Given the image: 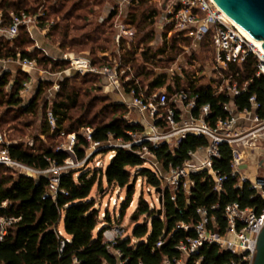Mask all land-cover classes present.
<instances>
[{
  "label": "trees",
  "instance_id": "1",
  "mask_svg": "<svg viewBox=\"0 0 264 264\" xmlns=\"http://www.w3.org/2000/svg\"><path fill=\"white\" fill-rule=\"evenodd\" d=\"M28 1L0 0V12L5 24L11 23L12 11H36L45 6L46 14L49 13L47 0H35V8H30ZM86 1L89 5L90 0ZM152 2L153 0H132L133 8L125 21L137 29L136 34L130 39L122 38L119 49L113 47L116 28L112 23L119 14L118 9L112 11L104 21L87 30H84L87 25L78 22L81 15L74 18L73 9H69L62 19L64 38L61 46L76 47L74 49L85 46L91 50L93 61L100 64L109 58L108 55L101 57L100 53H116L117 49L122 52L123 48L122 61L125 65H131L136 75L142 78L138 84L135 80L129 81L127 91L130 92L132 85L144 87L150 80L152 89L165 86L169 74L157 73L156 66L171 63L173 60L170 56L180 53L182 43L189 42L190 39L177 35L169 39L168 31L173 27V23H169L163 42L154 47L151 42L157 34L156 29L151 26L157 22L160 13L158 7L152 6ZM73 5L76 6V3ZM89 18L86 16V19ZM62 21L51 25V30H59ZM207 37H211V34ZM13 40L17 46L11 45L5 34L0 35V57L10 60L26 56L37 58L39 64L51 72L64 71L71 66L70 60L53 57L43 50L33 53L24 48L27 43L33 42L26 26L21 27ZM88 42H91L90 45ZM256 62L254 57H249L245 62L234 65L231 72H227L226 78H230L231 82L238 81L240 86L244 87L240 94L216 91L212 83L201 81V77L192 72L176 77L177 91L184 89L190 97L196 98L194 114L197 116L200 115L203 105L210 104L211 112L207 120L212 124L229 115L225 103L233 102L240 109L252 108L251 97L255 94L261 103L259 113L263 114L264 75L257 74ZM5 68L0 67V108L4 107L0 112V132L4 131L9 123L12 124L11 127L23 131L25 126L28 128L36 123L40 113L43 114V123L40 126L41 134H34V139L12 137L10 144L0 141V149L7 147L14 158L36 168L45 169L54 162L64 164L68 158L85 160L86 165L63 172L58 193L50 191V173H42L37 177L22 176L16 181L13 168L8 165L0 166V215L5 212L2 202L8 198V212L20 216V219L10 226L6 238L0 242V264H75L76 261L79 264H164L166 258L176 263V259L183 255L179 249L181 241L198 235L196 226L202 220L201 208L207 209L210 217L217 218L222 232H225L228 226L226 209L231 202L238 201L242 207H253L258 212L264 210V197L258 195L253 182L250 179L243 181L240 172L234 173L235 149L230 143L223 142L220 155L214 159V168L225 177L222 189L216 188L215 180L207 170L193 172L191 177L194 183L190 190L181 186L176 190L177 196L174 199L171 187L164 185L161 173L147 164V158L124 147L111 148L106 145L120 138L131 139L133 133L144 131L145 125L129 119L126 116L128 105L114 101L109 93L99 96L91 94V91L96 89L97 81L101 83L103 80L100 73L77 71L75 74L65 75L61 78L60 88L53 99L46 97L45 92L48 87H53L54 80L42 79L37 84L35 94L27 101L22 90L32 79L30 72L24 67L17 70ZM85 84L87 87H84ZM169 87L172 88V85L169 84ZM99 100L108 102L109 111L113 113L108 115V119L92 115ZM50 108L58 116L55 128L47 117ZM29 115V119H24ZM87 126L94 129L92 139L103 144L101 150L107 152L116 149L115 156L106 167L90 165L91 159L95 157L94 154L87 157L91 140L81 133ZM62 131L69 135L78 133L73 151L48 143V138L64 136ZM208 143L209 139L205 135L190 134L183 137L175 147H172L170 142H165L153 148V152L164 168L169 170L173 166H182L191 158V151H197ZM140 178L149 188L164 187L163 213H159L161 204L148 199L143 190L131 215V221L135 224L133 231L120 235L110 247L104 236L106 227H98L105 220L107 226H113L112 218L110 213L106 212L105 220H102L94 194L95 188L97 186V192L101 193L107 181L110 186L127 190V197L122 204L123 215L134 201ZM61 189H66L67 193ZM186 216L194 223L190 229L180 226ZM62 223L65 232L72 238L64 249L61 248L65 238V235L60 233ZM210 223L213 226V222ZM118 251L120 254H117ZM201 255V264H226L232 259L247 264L238 254L223 249L219 243H206ZM199 258L200 256L192 255L187 264H196Z\"/></svg>",
  "mask_w": 264,
  "mask_h": 264
},
{
  "label": "built area",
  "instance_id": "2",
  "mask_svg": "<svg viewBox=\"0 0 264 264\" xmlns=\"http://www.w3.org/2000/svg\"><path fill=\"white\" fill-rule=\"evenodd\" d=\"M33 11L22 9L21 11H12V21L10 24H5L2 13L0 12V35H8L15 37L19 34L21 27L26 26L31 30L34 26H38L44 21L45 9ZM168 23H173L168 33L185 36L193 41L201 40L211 34V42L216 50V66L214 72H218L226 77L227 72L232 71V67L236 64L245 62L249 57H254L257 62L258 75H264V49L259 47L255 41L241 29L228 15L220 8L213 0H178L174 5L167 8ZM169 25V24H168ZM166 24L165 26L168 27ZM136 34L133 27L120 22L118 24L117 41L120 45L122 38H132ZM119 49V47H118ZM121 52V51H120ZM20 55V54H19ZM108 55L102 64L96 63L89 57H77L73 54L66 53L64 59L71 61V68H76L82 73L97 72L102 75L103 87L109 91L129 92L127 85L129 81L135 80L136 84L140 83L134 69L131 65H125L122 61V55L118 58L113 53L101 54L100 56ZM172 59L177 58L176 55L170 56ZM20 63L31 74V81L26 83L22 90L23 93L29 92L34 82H39L42 79H52L54 84L52 88L57 91L60 88L59 77L63 73L51 72L39 64L37 58L18 57L16 60H10L0 57L1 66L7 67L10 62ZM172 70L176 67L171 66ZM216 74V73H215ZM215 78L219 76L214 75ZM233 76V74H231ZM219 82L215 80L212 83L216 91H226L232 95L240 94L243 88L238 81ZM167 86L166 88H164ZM160 88H153L150 91H144L141 85L138 87L132 85L130 94L133 96L131 107L137 108L142 113L149 112L151 118L149 127L137 134L129 140L119 139L116 144L111 141V144H106L111 147H124L135 151L146 158V155L156 154L153 148L159 147L165 142H170L172 147L177 146L181 139L190 134L205 135L209 139V143L200 147L197 151H191V158L186 160L182 166L171 167L162 177H168L175 184L173 198L176 199V190L183 186L190 190L194 183L191 173L207 170L215 180L216 188L222 189L225 177L219 174L214 168V159L220 155V146L223 142H228L233 145L235 153L241 145L255 146L257 139L264 133V113H259L261 103L258 101V96L255 94L251 97L252 108L246 107L240 109L233 102L225 103V109L229 112L227 117H221L215 124L207 120L211 112V105L205 104L201 107L200 115L194 114V108L197 106L196 98L191 99L188 92L184 89L168 93L169 85ZM174 86H172L173 88ZM177 88V86H176ZM171 89V88H170ZM175 97H172L173 95ZM176 96H179L176 97ZM185 105H188L189 115H184ZM48 120L53 128L57 126L58 116L53 109L48 111ZM94 129L87 126L81 130V133L88 136L91 140V146L88 148L87 157H90L95 152L103 147L100 141L92 139ZM65 131H62L64 134ZM134 134V133H133ZM70 141L63 144L59 148L69 149L73 151L76 144L77 132L70 135ZM118 140V141H119ZM0 141L10 144L9 138H4L0 133ZM111 159L116 154V149H112ZM201 154V155H199ZM199 155V156H197ZM85 162V160H84ZM101 164V163H99ZM8 165L15 170V180L18 181L22 176L37 177L42 173L51 174L50 191L58 193L60 191V179L63 172L75 167L72 158H68L64 164L54 162L50 167L42 169L33 167L21 160L14 158L7 147L0 149V166ZM234 173L239 172L234 164ZM243 181L247 178L243 177ZM170 187V185H168ZM253 187L257 190L258 195L264 197V176L257 178L253 182ZM61 191L67 193L66 189ZM123 198V197H122ZM117 202V199L116 201ZM2 208L5 210L0 215V242L3 241L11 225L20 219V216L9 213L10 201L4 199ZM200 213L202 220L197 224L196 228L198 235L190 237L187 241H181L179 249L182 251V257L176 259L174 263L170 258H166L164 264H184L188 263L189 257L192 255L200 256L196 264H201L203 256L201 255L206 243H219L225 249L238 254L243 262L253 264L258 246L259 233L264 228V210L258 212L253 207H242L240 202H231L226 209V217L228 226L225 232H222L215 216L210 217L207 209L201 208ZM213 222V226L211 223ZM107 222H103L98 229H104L105 240L110 243V247L116 242L117 238L122 235V229L119 226H107ZM194 223L186 216L181 222L182 227L190 229ZM60 233L65 235L62 240L61 248L64 249L67 242L71 241L70 235H66L60 227ZM162 242L159 243L161 245ZM117 254H120L118 251ZM75 264H79L76 261ZM226 264H241L239 260L232 259Z\"/></svg>",
  "mask_w": 264,
  "mask_h": 264
},
{
  "label": "rangeland",
  "instance_id": "3",
  "mask_svg": "<svg viewBox=\"0 0 264 264\" xmlns=\"http://www.w3.org/2000/svg\"><path fill=\"white\" fill-rule=\"evenodd\" d=\"M28 2H30L29 3L30 8L31 7L35 8L37 5L35 0H29ZM177 2L178 0H169L166 6H164L165 0H153V2L151 3L153 7L154 6L158 7L159 13H160V15L157 16V22L151 26L154 29H156V34H157L155 36V39L151 42L154 47H158L159 45H161V43L163 42L165 38L166 31L168 28L165 25L169 24L168 18H167V8L170 7L171 5L176 4ZM73 3L74 4L76 3V6H74ZM47 4H48V7L50 6L49 13L48 14L45 13L44 21L42 23H40L38 26H34L31 30H29L33 42L29 44L27 43L24 46V48H26L28 51H31L33 53L37 52L38 50H43L47 54L53 57L63 58L64 54L69 53L77 57L92 58L91 50L89 48H86L85 46L81 45L80 48L78 47L79 49H74L76 47L62 48L61 46V43L64 38L63 37V26H62V24L64 23L62 19H63V15L66 14L69 9H73V12L75 15L74 18H79L78 15H81L80 18L78 19V22L87 25L84 28V30L90 29L94 25L100 23L101 21H104L108 16H110L112 11H114L115 9H118L119 14L118 16L114 18L112 22L114 25V28H116V32H114L116 33V36H115V43L113 44V47H119L122 45V43L119 45L117 41L118 24H120V22L126 24L129 27H133L135 29L134 26H130V24L127 21H125V18L128 16V13L133 8L132 0H90L89 5H88V1L86 0H63V1L47 0ZM41 7H43L44 9L46 8L45 6H41ZM144 7L146 6L144 5ZM40 10L41 8L39 7L36 11L39 12ZM86 16L90 17L89 20L86 19ZM61 21H62L61 28H59V30H56V31L51 30V25H55L56 23H60ZM136 30L137 29H135V31ZM113 31H115V29H113ZM143 32L144 31H141V33ZM177 33L178 32L174 30L173 35H177ZM173 35L168 33V38L170 39L171 37H173ZM177 36L182 37L183 35L182 36L177 35ZM15 38L16 36L11 37V36L6 35V39L10 40V44L17 46L13 40ZM124 39H130V38H124ZM90 43L91 42H88V45H90ZM123 52H124L123 48H122V52H120V50L117 49L116 53L114 52L113 55L118 58V55L120 54L122 55ZM50 53H54V54H50ZM176 56L177 58L175 59L171 58L173 60L171 63L167 62V63L162 64L163 66L162 65L156 66V70H155L157 73L168 72L169 78H168L167 84L168 85L171 84L172 86H174L171 89L170 88L166 89L168 93L178 90L177 89L178 84L176 82V77L178 75L185 76L186 72L195 73L196 76L201 77V81L203 82L209 83L212 81L215 83V80H218L219 82L229 81V79H226V77L222 76L218 72H214L215 66L217 64L216 63V50H215L213 43L211 42V37H206V38H203L201 40H196V41H193L192 39H190L189 42H183L182 51L176 54ZM13 66L14 67H11V69H14V70H17L23 67L21 64H17V65L13 64ZM171 66L176 67V68L172 70ZM5 69H9V66H7ZM68 69L63 71V73L59 77V81L65 75H68L69 73L75 74L78 71L76 68H71V70H68ZM134 72L136 74V71ZM214 75L219 76V78L217 77L215 78ZM137 77L140 81H142L141 76L138 75ZM37 84L38 82H34L31 90L29 92L23 93L25 100L28 101L29 98H31V96L35 94L36 89H37ZM96 84H97L95 86L96 89H93V91H91L92 95L99 96L101 94H105L106 92L109 93L111 95V98L114 101L124 102L128 105L129 108L126 112V116L129 119L143 123L145 125V130L149 127L150 122H152L153 120L151 118V114L149 112H145L146 114H144L139 109L131 107L133 96L132 94H130V92L118 93L115 91H109L105 87H103V80L101 83L97 81ZM150 84H151V80L145 83L144 87L142 86L144 88V91H150L152 89ZM183 84L188 86V84L185 82H183ZM84 87H87L86 84L84 85ZM166 87L167 86H165L164 88ZM52 88L48 87V89L45 92V96L48 97L49 99H53L56 93V91L53 90ZM172 97H175V96L173 95ZM176 97L179 98V96H176ZM191 98L192 97H190L189 99ZM96 105L97 106L94 108L92 115H98V116H102L103 118L108 119L107 118L108 115L113 114L112 112L109 111L108 102L106 100H99L97 101ZM3 108L4 107L0 108V112L2 111ZM189 112L190 111H189L188 105H185L184 115L185 114L189 115ZM30 117L31 115L25 116L24 119L26 118L29 119ZM18 122L19 121H16V123ZM42 123H43V114L40 113L38 117L36 118V123L33 126H30L28 128L25 126L24 130L20 131L16 127H11L12 124L9 123L7 124V126H5L4 131H1L0 133L4 136V138H9L10 140L12 139V137L13 138L28 137V138L34 139V134L36 135L41 134L40 126L42 125ZM141 132L134 133L133 135L135 136ZM118 140H113V143L115 144L116 142L119 143L120 140L119 141ZM69 141H70L69 134H64V136L57 137L56 139L48 138V143L57 145L58 148L62 146L63 144H67ZM108 144L110 145L111 142H109ZM94 155L95 157L91 159V163H90L92 167H96V166L106 167L111 161V151L105 152L103 150H99L95 152ZM146 158L148 160L147 161L148 165L155 167L162 174L167 173V170L164 168L163 164L159 161L157 156L148 154L146 155ZM72 160L76 164L75 167L86 165L84 161H78L75 158H72ZM260 172L261 174H264V166L261 168ZM170 174L168 175V177H164V185L165 186L170 185L171 189L174 191L175 184H173L170 181V177H169ZM241 178L242 180H244L242 174H241ZM256 180L257 178L251 181L255 182ZM143 190L145 191V196L148 199L154 202H158L160 204L159 202L160 193L157 192L155 188H149L147 185H144L142 178H140L137 184L136 193L134 195V201L128 207L127 211L122 215V204L125 198L127 197V190L125 189L120 190V188L110 186L109 183L106 181L105 187L102 189L101 193H98L97 186H96L94 194L97 197V207L100 210V213H101L100 216L102 220H105L104 215L106 214V212H109L112 218L113 226L119 225V227L122 229L121 232L124 233L125 235L128 233H131L135 226V224H133L131 221V215L133 214L137 206L139 197L141 196ZM116 199H117V202H115ZM103 222H101L99 226H101ZM62 226H63V223H62ZM183 262L184 261H182L180 264H184Z\"/></svg>",
  "mask_w": 264,
  "mask_h": 264
},
{
  "label": "water",
  "instance_id": "4",
  "mask_svg": "<svg viewBox=\"0 0 264 264\" xmlns=\"http://www.w3.org/2000/svg\"><path fill=\"white\" fill-rule=\"evenodd\" d=\"M169 0H165L164 6ZM256 40H264V0H217ZM160 193L159 213H163L164 187H156ZM253 264H264V228L258 236L257 254Z\"/></svg>",
  "mask_w": 264,
  "mask_h": 264
},
{
  "label": "crops",
  "instance_id": "5",
  "mask_svg": "<svg viewBox=\"0 0 264 264\" xmlns=\"http://www.w3.org/2000/svg\"><path fill=\"white\" fill-rule=\"evenodd\" d=\"M50 52V51H49ZM54 54V53H50ZM104 54V53H101ZM2 65V63H0ZM13 64H20L15 62L9 63V68L14 67ZM264 133L257 139L255 146L241 145L237 148L235 153V166L244 178L253 180L259 177H263L260 170L264 166ZM119 226V225H118ZM61 228L65 232L64 225ZM66 235H68L65 232Z\"/></svg>",
  "mask_w": 264,
  "mask_h": 264
},
{
  "label": "bare ground",
  "instance_id": "6",
  "mask_svg": "<svg viewBox=\"0 0 264 264\" xmlns=\"http://www.w3.org/2000/svg\"><path fill=\"white\" fill-rule=\"evenodd\" d=\"M215 1L222 10H224L227 15L241 28L245 31V33H247L254 41L257 45H259V47H261L262 49H264V40L263 41H259V40H256L230 13H228L223 7L222 5L217 1V0H213Z\"/></svg>",
  "mask_w": 264,
  "mask_h": 264
}]
</instances>
